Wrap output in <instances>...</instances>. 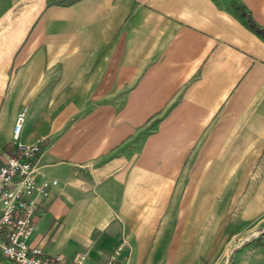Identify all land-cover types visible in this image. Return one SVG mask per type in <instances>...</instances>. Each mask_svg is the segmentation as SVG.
Here are the masks:
<instances>
[{
    "label": "crops",
    "instance_id": "0c3cea01",
    "mask_svg": "<svg viewBox=\"0 0 264 264\" xmlns=\"http://www.w3.org/2000/svg\"><path fill=\"white\" fill-rule=\"evenodd\" d=\"M37 141L29 246L181 264L197 190L264 172V0H0V159Z\"/></svg>",
    "mask_w": 264,
    "mask_h": 264
},
{
    "label": "rangeland",
    "instance_id": "374dc122",
    "mask_svg": "<svg viewBox=\"0 0 264 264\" xmlns=\"http://www.w3.org/2000/svg\"><path fill=\"white\" fill-rule=\"evenodd\" d=\"M238 175L240 173H234L236 179ZM246 176L245 181H231L234 186L230 188L221 187L223 180L216 179L211 188L197 190L198 251L182 254L181 264H254L255 252L258 253L260 247L264 252L261 238L264 236V172H249ZM251 180H254L252 186ZM260 180L263 187L256 188L254 184ZM237 183H240L239 188L235 187ZM227 199L228 204L224 203ZM255 203L260 208L257 215L254 214ZM209 216L214 218V232L204 243V219ZM163 255L166 258V254ZM172 261L177 263L175 259Z\"/></svg>",
    "mask_w": 264,
    "mask_h": 264
},
{
    "label": "built area",
    "instance_id": "2783aa9c",
    "mask_svg": "<svg viewBox=\"0 0 264 264\" xmlns=\"http://www.w3.org/2000/svg\"><path fill=\"white\" fill-rule=\"evenodd\" d=\"M24 114V107L16 113L12 126L15 137ZM39 142H16L15 150L0 159V257L11 264H60L58 257H44L27 239L33 231L35 197L42 195L46 182L33 178L34 161ZM123 243L120 248L123 247ZM83 255L74 262L81 264ZM103 264H115L108 257ZM122 264V263H118Z\"/></svg>",
    "mask_w": 264,
    "mask_h": 264
},
{
    "label": "trees",
    "instance_id": "16d2710c",
    "mask_svg": "<svg viewBox=\"0 0 264 264\" xmlns=\"http://www.w3.org/2000/svg\"><path fill=\"white\" fill-rule=\"evenodd\" d=\"M240 14L241 15H245V21H246V23H247V25L250 27V28H252V29H254L255 31H259V29L255 26V24L250 20V18L248 17V15L247 14H245V13H243L242 11H240Z\"/></svg>",
    "mask_w": 264,
    "mask_h": 264
}]
</instances>
